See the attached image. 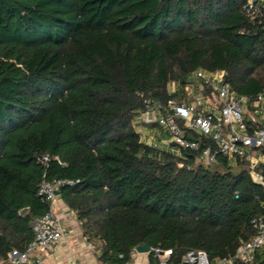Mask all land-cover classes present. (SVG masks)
<instances>
[{"label": "trees", "instance_id": "1", "mask_svg": "<svg viewBox=\"0 0 264 264\" xmlns=\"http://www.w3.org/2000/svg\"><path fill=\"white\" fill-rule=\"evenodd\" d=\"M245 1L0 0V264L33 240L46 178L78 180L60 194L104 264H127L141 244L172 249V264L189 250L227 258L258 233L264 183L248 161L219 153L209 165L136 128L146 99L181 101L199 68L225 70L237 95L264 93V29L241 13ZM236 264H264V247Z\"/></svg>", "mask_w": 264, "mask_h": 264}, {"label": "built area", "instance_id": "2", "mask_svg": "<svg viewBox=\"0 0 264 264\" xmlns=\"http://www.w3.org/2000/svg\"><path fill=\"white\" fill-rule=\"evenodd\" d=\"M241 13L251 26L264 29V0H246L241 7ZM226 77L225 70L196 69L190 75L195 91L192 98L186 90L187 96L181 101L173 98L165 104L146 99L145 107L137 115L136 122L156 123L170 135L171 142L198 151L199 160L206 164H215L219 153L229 158L246 160L255 181L264 183V176L259 171L262 162L255 150L264 146V93L254 100L237 95ZM181 123L190 130L212 138L218 146L216 151L211 147L201 149L199 143L185 139ZM258 123H262L263 127L255 128ZM48 160L47 155L41 158L45 163ZM77 182L78 180L59 178H46L41 182L38 193L49 203V208L31 221L33 240L24 250L13 249L9 253L10 264H50L42 255L67 239L62 216L55 209L57 191ZM254 223L258 227V233L250 240L242 242L234 256L211 260L205 251L189 250L183 256L184 264L251 262L256 251L264 247V217L255 219ZM150 252L154 254L155 264H172V249L155 248ZM139 255L135 249L127 264H137ZM145 264H151L150 259Z\"/></svg>", "mask_w": 264, "mask_h": 264}, {"label": "crops", "instance_id": "3", "mask_svg": "<svg viewBox=\"0 0 264 264\" xmlns=\"http://www.w3.org/2000/svg\"><path fill=\"white\" fill-rule=\"evenodd\" d=\"M178 88L179 86L175 84L174 89L177 90ZM136 128L142 139L143 134L156 137L158 143H152L153 145L159 144L157 146L167 147L169 145L167 141H171L170 135L158 125L136 122ZM144 141L149 143L148 140ZM258 156L263 163L264 154L258 153ZM55 209L62 216L67 239L59 242L53 249L46 251L42 258L50 264H104L99 258L103 254V248L96 247L94 242L86 238L76 212L69 208L61 194L57 197ZM148 260L149 254L144 255V257L139 255L137 264H145Z\"/></svg>", "mask_w": 264, "mask_h": 264}, {"label": "rangeland", "instance_id": "4", "mask_svg": "<svg viewBox=\"0 0 264 264\" xmlns=\"http://www.w3.org/2000/svg\"><path fill=\"white\" fill-rule=\"evenodd\" d=\"M174 87H175V84L172 82V83L169 85V90H170V91H174V90H175ZM186 90L189 91L190 96H191V98H192V97H193L192 95L195 94V91H194V89H193L191 83L187 85ZM151 125H156V124L153 123V124H151ZM167 134H168V133H167ZM143 140H148V142L151 143V144H152V143H158V141H156V137L153 138V137L147 136L146 134H143ZM167 143L170 144L171 141L168 140ZM157 145H159V144H157ZM166 145H167V144H166ZM94 243H95L96 247L100 248V244H99V242H96V241H95ZM144 255L146 256L147 254H145V253L140 254L141 257H144Z\"/></svg>", "mask_w": 264, "mask_h": 264}, {"label": "water", "instance_id": "5", "mask_svg": "<svg viewBox=\"0 0 264 264\" xmlns=\"http://www.w3.org/2000/svg\"><path fill=\"white\" fill-rule=\"evenodd\" d=\"M57 194H60V191H57ZM29 210V208H23L20 210V214L24 215L27 211ZM137 252L140 254H148L151 251V248L145 244H141L136 248ZM105 264H118V263H105Z\"/></svg>", "mask_w": 264, "mask_h": 264}]
</instances>
